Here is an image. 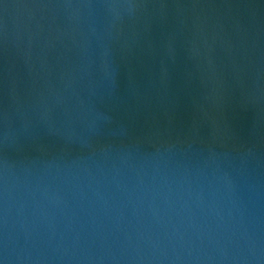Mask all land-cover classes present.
Instances as JSON below:
<instances>
[{"label":"water","instance_id":"1","mask_svg":"<svg viewBox=\"0 0 264 264\" xmlns=\"http://www.w3.org/2000/svg\"><path fill=\"white\" fill-rule=\"evenodd\" d=\"M0 264H264V0H0Z\"/></svg>","mask_w":264,"mask_h":264}]
</instances>
